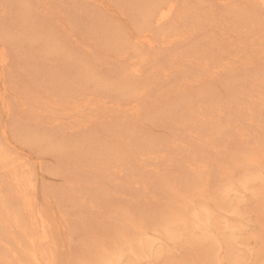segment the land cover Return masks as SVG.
<instances>
[{
    "label": "rangeland",
    "instance_id": "rangeland-1",
    "mask_svg": "<svg viewBox=\"0 0 264 264\" xmlns=\"http://www.w3.org/2000/svg\"><path fill=\"white\" fill-rule=\"evenodd\" d=\"M225 1L206 0L203 5L215 10L216 17H238L234 19L242 25L238 30L241 35L230 32L226 37V41H234L230 47L233 55H229L233 60L227 56L225 67L222 64L206 68L202 76L204 70L198 62L192 69L189 66L196 62L193 55H211L206 49L212 37L211 27L194 28L195 33L191 32L187 40L182 38L179 44L176 40L175 47L164 39L167 29L149 28L155 47L143 52L142 73L144 79L151 78L153 82L150 93L140 99L138 107L134 100H118L94 85L102 82L100 73L119 83L124 62L139 59L125 40L116 47L124 50L128 46L126 55L111 48L118 41L114 34H123L127 39L144 34L146 28L141 29L145 3L138 2L133 7L124 4L114 10L118 6L115 0H88V7L97 6L102 12L98 13L100 17L94 14L95 18H90L112 22L105 30L90 29L92 34L75 35L70 33L75 31L71 28L75 14L71 22L67 11L61 8L66 7L64 1L48 0L51 10L42 7V13H49L57 37L69 31L70 35L63 37V45L71 47L83 62L95 64V74L89 77L85 71L89 77L86 83L92 84L93 90L73 100H62L57 93L54 98H47L46 88L38 83L53 72L60 71L61 76L64 72L72 73L73 67L58 57L45 62L48 58L42 60L25 50L31 32H49L46 25L26 20L25 27L14 26L19 21L14 14L2 19L5 22L0 27L4 33L0 36V48H5L8 64L3 62L6 67L0 66V73L4 71L9 84L0 87V95L4 91L2 99L6 100H0V142L14 160L18 157L16 163L25 162V169L24 164L20 169L17 164L16 169L31 179L33 188L27 191L40 218L34 220L39 227L35 231L41 234L39 223L47 221L43 228L48 229L50 240L41 248L55 257V264H264V5L260 0L252 5L254 8L248 4L250 0ZM4 5L1 2L0 9ZM111 23L114 27L117 23L121 30L111 32ZM197 48L202 50L197 52ZM219 48L222 51V46ZM187 49L192 53L189 60L185 57ZM171 51L178 53L175 57L182 53L175 61L185 66L186 72L175 68ZM183 59L186 65L180 62ZM33 67L40 69L31 72ZM34 75L39 81L32 79ZM80 89L84 90L83 86ZM3 103L13 112L10 108L4 113ZM184 117H193L195 121L186 126ZM14 118L17 124L23 121L20 126L15 125ZM20 127L26 128L25 132L31 130H22L19 137ZM42 129L58 138L57 144L65 145L62 155L37 148L31 142L33 137L28 133ZM81 142H88L89 149L73 153L77 147L74 145ZM109 145L127 155L131 166H138L137 175L131 176L136 170L131 166L128 172H118L117 168L122 167H115L117 171L113 169L112 174L103 169L101 162L98 164L95 155ZM84 153L90 157H84ZM92 159L98 161V166ZM112 160L118 162L116 158ZM77 194L83 198L79 195L75 201L72 195ZM77 201L82 202L71 204ZM3 222L0 231L4 235L20 237L15 226L11 224L10 231ZM13 241H2L0 254L9 244L15 248Z\"/></svg>",
    "mask_w": 264,
    "mask_h": 264
},
{
    "label": "bare ground",
    "instance_id": "bare-ground-1",
    "mask_svg": "<svg viewBox=\"0 0 264 264\" xmlns=\"http://www.w3.org/2000/svg\"><path fill=\"white\" fill-rule=\"evenodd\" d=\"M3 1L5 2V5L2 7V9H0V27L5 22V20H2L4 17H6L10 14H14L15 16H18L17 19H19V21H15V23L13 24L14 26H16V24H18L22 27H25L24 21H26V20H30L33 22H36V21L41 22L42 21V23H44L46 25V27H45L46 30L49 31V32L45 33L39 29L38 31L31 32V35L29 37V42L27 41V46L25 49L26 52L28 53V55L37 54L38 56H40V58H42V60L48 58L47 60H45V62L49 61V63H50V60H53L54 58L58 57L57 58L58 60L62 59L63 62L65 63V65L71 66L74 69L73 70L74 72H72V73H71V71L68 73L64 72L63 76L58 74V73H60V71H58L56 73L53 72L54 74H49V75L44 76V79L42 80V82H38L39 84H41V86L46 88L47 94H44V96L47 98H50V97H53V95L56 96V93H57L58 97L62 100H64L65 98L66 99L69 98L70 100L71 99L73 100L76 96L86 95V91H88L90 89H91L90 91H92L93 85L86 83V82L88 81L90 75L95 74V69L93 66L95 64L90 65V62H87V61L86 62L84 61L85 62L84 63L82 58L79 56V54L76 56L74 55L75 52L73 53V49L71 47L66 48L68 46L63 45L65 43L64 42L65 39L63 37L70 35L68 33L69 31L68 32L66 31L65 33H63V34H65V36H63V37L59 35L61 38L57 37L58 35H55V33L57 31H55V27H54L53 23H52V25L50 24V21L48 19L49 13H42V11L44 10L43 8L45 6L51 10L52 4L49 3L48 0H39V2H38V0H34L35 2L32 0H3ZM3 1H0V4ZM63 1H64V4H66V7H61V8H64L67 11L66 13H67L68 17L70 18L71 22L74 21L73 16L75 14V22H73V25L71 26V28H75V31L70 32L72 35H75L74 33L77 34V32H78V34H81L82 32L83 33L89 32L90 29L94 32L97 28H99V30H98V32H99L101 28L103 30H105V28H106L105 26H108V24H110V22H112V21H110L109 23H106V21H105L106 19L101 18L102 19L101 20L100 18L97 19V17H96V19L90 18L94 14L97 15L101 11V9H97L98 8L97 6L96 7L95 6L88 7V4L86 3V2H88V0H68V1L60 0V3H62ZM97 1H99V0H95V2H97ZM231 1L232 0H230L229 2H231ZM258 1L259 0H255V3H254V2H251V0H250L248 2V4H250L251 7L254 8V6H252V5H257L259 3ZM115 2L118 6L113 7V9L114 8L116 9L117 7L123 6L124 4H128L130 7H133L132 4L137 5L136 3H138V2H141L143 4L145 3L146 13H145V20L143 23L144 28H142L141 30L144 31L143 29H145V28L146 29L144 31V34H142L141 36H140V34H137L138 35L137 37L135 36L133 39L129 38L130 40L127 39L128 37L126 38L123 34L122 35L119 34V37L115 34L113 35V37L115 39H117L118 41H114L115 48H111V50L115 49L118 54L126 55L128 46L130 44L133 48L132 52L134 53V56L139 55V59L137 61H131V63L124 62V66L122 67L121 73H120L121 78L119 80V83H117L116 80L108 79L107 76L102 75L101 73L98 74L99 75L98 77H100L102 82L98 83V86L94 85V88L100 90L101 92L111 93V94L115 95L114 97L118 100H134L136 102L137 107L139 105L140 99L143 96H148V93H150L149 86L153 82V80L151 78L144 79V75L142 73V68H143L142 67V62H143V56L142 55H143L144 51H148V50L150 51L152 48L155 47V43H154L155 41L152 38V37H154V34L148 32L147 29H149V28H158V27L162 26V28L164 30L167 29V31H168L167 37H165L164 39L167 38L168 42H172L174 47H175V45H178L180 43L182 38H184V40H187L188 38H190L191 32L195 33L194 32L195 30H193L194 28H196L198 26H200V28H202V27L210 28L211 27V31H212L211 36L212 37H210V39H208L209 47L208 48L206 47V49L210 51L211 55L208 56L209 54L207 53L208 54L207 58H205L204 55L202 57L200 55V53L193 55L194 57L192 58V60L195 58L196 62H191L190 65H192V66H189L192 69L193 65L194 64L196 65V63L198 62L203 67V70H204L203 73L200 74L202 76H205L204 72L206 71L205 70L206 68H214V66L222 65L223 62H225L227 56H228V60H230V61L233 60V59L231 60V58L229 59V55H233L230 53V50L232 49L230 47L233 46L234 41H232V40L226 41V37L230 36V32H231V34L232 33H238L237 36H240L241 32L240 31L238 32V30L240 29V27L242 25L240 26V25H237V23H235L236 19L238 18L237 16H232V17L228 16V17H230L229 20L225 19L223 17H216V14H215L216 11L215 10H213L209 7L207 8L203 5V2H206V0H121V1L115 0ZM237 2L235 4H237ZM260 2H261V4L264 5V0H260ZM10 7H14L15 9H12ZM234 7H236V6L234 5ZM94 8H95V10L93 11ZM198 9H202L203 12L199 11ZM103 12H105V11H103ZM100 13H102V12H100ZM88 14H89V17L87 16ZM85 15L87 17H85ZM98 16H99V14H98ZM234 17L236 19H234ZM94 18H95V15H94ZM191 18H193V19H191ZM194 20H196V21H194ZM193 21H194V23H193ZM238 23H240V22H238ZM111 24H112L111 26L109 25L111 32H116V31H118V29L121 30L119 28V26H117V23H115L116 24L115 27H114L113 23H111ZM145 24H146V26H145ZM204 25H208V26H204ZM31 27L32 26H29V28L32 30ZM142 27H143V25H142ZM51 29L54 31V33H52ZM138 31H137V33H138ZM140 31H139V33H142ZM91 32H89V33L92 34L93 32L92 33ZM49 33H50V35H49ZM2 34H4V33L0 32V36H2ZM125 34H126V32H125ZM218 34H220V35H218ZM130 37H131V35H130ZM232 39H235V38H232ZM121 40H125L128 42V46L124 50L122 48L116 47ZM176 40H178V44L175 43V42H177ZM219 46H222V51H221V48H219ZM187 48H190V47H187ZM190 50H192V49L190 48ZM190 50H189L190 53L188 52V49L186 51L187 56L185 55V57L187 60H189L192 57V53ZM198 50L201 51L202 49L197 48V52H198ZM5 51H6L5 48H4V50H3V48H0V58H1L0 66L1 67H3L5 65L3 62H6V65L8 64L7 63L8 62V60H7L8 56H7ZM175 52H174V54L172 52L173 64H174L176 69L181 71V73H184L187 70L184 68L185 66L179 65L178 62L175 61L177 59L179 60L182 53L179 54V56L177 55L179 57L178 58V57H175ZM177 52H178V50H177ZM180 52H182V51L180 50ZM183 52H185V51H183ZM193 53H194V51H193ZM225 55H226V57H225ZM65 56H67V57L65 58ZM183 56L181 58H184ZM174 57H175V59H174ZM86 59H87V57H86ZM184 61H185V59H183V61L180 60V62H183V63H184ZM227 63H229V62H227ZM6 65H5V67H6ZM184 65H186V63H184ZM53 66L55 67V65H53ZM223 66H224V64H223ZM229 67H231V65ZM7 68H8V66H7ZM190 68H188V69H190ZM38 69H40V68L39 67H37V68L33 67L31 72L38 71ZM226 69H227V67H226ZM228 69H230V68H228ZM86 70H87L89 77H87L85 75ZM0 72H1V70H0ZM207 72H208V70H207ZM209 73L211 74V72H209ZM5 75L6 74H4V71H3V73H0V78L3 81V83L0 84V87L4 86L6 88L7 84H9V83H8V79H6ZM74 77H76L75 81H74ZM32 79L39 81V77H36V75H34L32 77ZM94 81L96 82V80H94ZM82 86H83L84 90L80 89V87H82ZM75 88H77V89H75ZM2 89H4V88H2ZM3 93H4V91H3ZM3 93L0 95V97H1L0 100L2 99V96L4 95ZM120 97H122V98H120ZM1 101H4V100L2 99ZM8 103H9V101H8ZM10 108L11 107L9 105H7L6 103H3V107L1 109H3V110L5 109L4 113L7 114V112L10 110ZM11 111L13 112L12 108H11ZM15 113H17V111L14 112V114ZM6 116H9V115H6ZM15 117H17V115ZM184 118H186V117H184ZM17 119L20 120L19 116L17 117ZM14 120H15L14 123L16 125L17 124L16 119L14 118ZM18 120H17V122H19ZM11 121H13V119ZM192 121L193 122L195 121L193 117L187 119L186 126H190L192 124ZM22 122L20 121L18 123L19 126H20V123H22ZM2 127L4 128V125H2ZM6 127H7V125H6ZM11 129L14 130V127H12ZM17 129L21 130L20 132H18V136L20 137L23 135L22 130H24L26 128L21 129V127H20V129L19 128H17ZM30 130H27V131H30ZM50 131H52V130H50ZM2 132L5 133V130H2ZM26 132L24 130V133H26ZM35 132H36V130L31 131L28 133V135L33 137V139H31V142L34 143L36 146L38 145L39 147H37V148L44 147L45 149H51L56 154H61L62 152H65L64 147H63L65 145L61 146V145L57 144V143H59V142H57L58 138H54L53 136H51V134L50 135L48 134L51 132L45 133L44 129H42V131L36 132L37 135H35ZM61 132H63V131H61ZM20 133H21V135H20ZM24 136H25V134H24ZM36 136H38V137H36ZM74 137L75 136H72L73 139H74ZM3 138L5 140H7L6 139L7 137H3ZM66 139L68 140V138H66ZM67 140H66V142H67ZM63 141H65V140L63 139ZM74 146H77V147H75L76 149H75V152H73V153H76L77 151H86L90 147L88 142H81L79 144H75ZM6 149L8 150V148H6ZM6 149L4 148V146H2V144L0 142V169L2 171V172L0 171V223L3 222L1 220L4 219V222L2 223V225L4 226L5 229L9 228L10 231L12 228V227L10 228L11 224L13 226H15L17 228L16 230L19 231L16 233H20V234H18L20 237L18 238V237H14L13 235L12 236L6 235V234L4 235L0 231V245H2V241H5V243H8V242L11 243V240L12 241L14 240L13 242H15V244H14L15 248L9 247L10 244L9 245L6 244L8 246L5 247L6 249L4 248L5 249L4 253H2L3 248L1 247L2 248L1 249L2 254H0V264H55L56 263L55 257L50 252H47V250H44L41 248L42 245H44L45 243H47L50 240V236H49L48 231H47L48 229L46 228L47 229L46 230L45 228H43V226L45 225V222H47V221L44 220V222L42 221L39 223V225L42 227L41 234H40V232H38L39 233L38 234L35 231L39 227L35 226L36 223H37L36 225H38V222L35 221V223H34V220L38 221V220H40V218L37 217V215H36V214H38V209L36 207H34V204H31L32 199L28 195L29 189L33 188V186L31 185V179L29 177L25 176L24 175L25 173H22L23 171L21 172L20 170L18 171L16 169L18 167V166L16 167V165L18 163H16L15 160L18 159V157L16 156L15 160H14V157H11L10 153L8 152L9 150L7 151ZM44 152H46V151H44ZM90 154H93V153L90 151ZM12 156H15V155H12ZM78 156L80 157L81 155H78ZM83 156L87 157V158L90 157L89 155H87V153H84ZM95 156H98V158L97 157H95V158L99 161V162L98 161H96V162H98V164H100V162H101V164H102L101 166H103V169L104 170L109 169V170H111V172L115 167H120V166L122 168H117L118 172H120V170H124V171L127 170V172H128L130 166L132 165V164L130 165V163H132V162L128 160L127 155H122L118 151L116 146H113V145H109L104 151H101V153H98ZM112 158H116L118 160V162L113 161ZM126 160H128V161H126ZM96 162L94 161L95 164H96ZM24 163L25 162L19 163L18 169H20L22 167V164H24ZM98 164H96V165L98 166ZM24 166H25V164L23 165V167ZM132 167L136 168V170L132 171V170H134V168L132 169ZM23 169H25V167ZM131 169H130V171H132L131 176L137 175L138 166L135 167V165H133V166H131ZM114 170L117 171L116 169H114ZM107 173H109V172L107 171ZM112 174H113V172H112ZM23 177H25V178H23ZM63 189H64V187H63ZM34 190H35V188H34ZM55 190L58 192L59 189H55ZM78 190H80V189H78ZM82 190H84V189H82ZM26 191H27V193H26ZM74 192H75V190H74ZM81 194L84 195L85 193H81ZM100 194L104 195V193H102V192ZM54 195H56V194H54ZM79 195L80 194H77V196L72 195V196H74L75 201L79 199V197H78ZM83 195H80V196L83 198ZM64 197H62V198H64ZM66 197L64 200H66ZM67 200L70 202L73 199H70V200L67 199ZM79 202L81 203L82 201H79ZM79 202L77 201V202H74L71 204H75V203L78 204ZM69 207L74 208L75 205H72V206L70 205ZM68 210H71V209L69 208ZM39 211H41V210H39ZM34 215H36V217L39 219H35L36 217L34 218ZM41 216H42V214H41ZM41 219H42V217H41ZM25 226H27V227H25ZM0 227H2V226L0 225ZM229 254H230V252L228 253V258L230 256ZM37 255H38V257L40 256V258L43 260L42 262H40L41 259L37 260ZM210 256H212V254H210Z\"/></svg>",
    "mask_w": 264,
    "mask_h": 264
}]
</instances>
